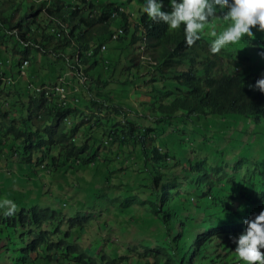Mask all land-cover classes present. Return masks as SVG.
I'll return each mask as SVG.
<instances>
[{
  "label": "trees",
  "instance_id": "1",
  "mask_svg": "<svg viewBox=\"0 0 264 264\" xmlns=\"http://www.w3.org/2000/svg\"><path fill=\"white\" fill-rule=\"evenodd\" d=\"M29 1L27 5L23 0H0V40H12L19 70L24 60L35 62L37 53L45 56L50 51L66 67L59 63L58 75L49 82L48 92L44 82L36 84L18 70L16 78L24 82V93L29 98L25 109L28 113L16 117L10 115L9 109L2 112L0 108L1 119L10 115L11 124L3 130V121H0L1 136L14 135V141L28 153L25 156L28 163L32 160L31 151L39 150L41 155L36 164L43 167L46 164L49 169L57 165L60 155L74 158L78 165L93 166L109 161V155L104 152L108 146L114 155L118 154L114 149L123 152L129 165L133 164L135 178L142 186L135 188L132 195L122 193V197H118L120 208L127 210L129 219L139 218L131 206L140 208L138 214L145 216L148 229L160 230L158 237L147 235L149 242L143 255L152 258V264H245L236 257L229 234L242 230L243 218L257 211L264 202V94L248 87L259 75V68L254 72L250 69L245 75L223 67L217 70V53L213 57L208 49L212 39L208 34L204 32L199 41L187 46L182 27L170 29L162 21L154 22L146 14H140V7L135 13L120 11L125 4L122 0ZM6 11L8 15L4 14ZM113 11L117 14L112 17ZM130 14H136L133 24L128 20ZM222 20L219 17L213 22L219 26ZM115 22L119 23L116 27ZM226 23L223 20L222 25ZM114 28L122 29L118 39H112ZM250 39L253 41L252 37ZM143 40L149 41L151 48L159 49L152 57L156 62L151 65L156 75L144 73V77H138L136 71L140 65L131 74L134 77L131 83L149 79V93L138 101L143 116L147 112L152 116L153 125L145 126L127 118L123 105L129 102L128 97L119 96V100L110 96L112 90L118 92L117 87L110 86L105 92L101 86L93 88L87 85L88 81L79 82L82 76L97 84L106 83L99 74L90 72L99 66V60L102 67L107 64L109 75L115 73L120 59L112 63L101 59L99 53L104 41ZM255 42L256 45L241 40L240 46L233 44L225 51L226 46L220 53L229 60L233 59L229 54L232 48L238 54L254 48L245 54L261 61L259 53L264 51V39ZM118 46L121 48V44ZM105 47L107 49V45ZM75 54L76 61L71 56ZM244 57L243 54L239 59ZM69 71H72L71 76L64 75ZM29 85L41 89L31 90ZM56 85H60L62 91L52 89ZM62 92L66 96L61 97ZM91 108L94 110H89ZM15 118L20 119L21 125L15 126ZM207 127L213 128V139L224 140L225 147L231 148V159L224 157L221 151L214 157L216 160L210 162L208 154L195 153L194 160L184 154L186 139H180L184 137L183 132L205 140ZM166 136L174 140L172 146L164 141ZM211 149L209 146V154ZM56 152L58 155L52 156ZM175 153L181 154L183 161L177 159ZM38 211V207L33 206L10 216L0 214V239L9 237L4 227L16 229L28 225L42 228L40 238L34 242L43 244L45 253L62 243H65L64 250L73 251L74 246L69 241L57 237L59 227L48 229V222L43 221L54 218L55 213L38 215ZM67 222L73 226L79 225L81 220L75 216L69 217ZM70 235L68 229L64 237ZM51 237L58 239L54 241ZM71 258L72 264H97L83 254L76 253Z\"/></svg>",
  "mask_w": 264,
  "mask_h": 264
},
{
  "label": "rangeland",
  "instance_id": "2",
  "mask_svg": "<svg viewBox=\"0 0 264 264\" xmlns=\"http://www.w3.org/2000/svg\"><path fill=\"white\" fill-rule=\"evenodd\" d=\"M23 1L27 3V5L30 3L28 0ZM122 1L125 2L123 7L125 8L126 12L135 13L137 8L142 6V0ZM8 13L9 11H6V13L4 12L6 15H8ZM139 15L140 14L137 13V17ZM217 18L219 19V17ZM129 21L132 24L135 23L136 14H130ZM222 23L223 20L218 26L219 23L216 24L215 22L211 21L204 32L209 35V29L213 27L219 31L224 26ZM118 24V22H115L114 27H116ZM129 31L131 30L129 29ZM1 32L2 31L0 30V33ZM5 39L6 41L0 40V108L2 112L6 111V109H9V111H11L10 115L12 113V115H16V117L25 116L28 113L25 111L26 106L29 105V98L27 97L28 94L24 93V82L21 79L16 78L19 76L17 74L19 66L16 65L17 58H14V54L12 52V40L10 38ZM252 40L253 41H251V43L254 45H256L255 40L263 41V39H261V37L258 35L253 36ZM119 44H121V48L118 46V43L114 41H108L106 43L107 49L99 53L102 58L107 60V63H112L113 61L116 62L120 59V63H118L117 69L115 68L116 71L114 74L109 75L110 72L106 70V67H102L101 60H99L98 67L90 70V72L93 74H99L100 79L106 81L105 84H97L91 78L88 79L87 77H80L78 75L79 82L87 83L88 81L89 83L87 85H90L93 88L95 85L101 86L103 87L101 90L105 92H108L107 88H110V86H115V88L117 87L119 89V93L112 90L110 96L113 98L117 97L119 100L121 99L120 97L124 96L130 99L127 104L124 102L123 105L127 118L132 121H137L141 126H145L146 124L153 125L152 116L149 115V112L146 113V116H143V112H141V108L138 104V101L145 99L144 94L141 95L138 93V91L141 90V92H144L142 89H144L145 85L147 84L148 87L145 89L146 92L147 90L149 91V80L143 81V79H139V81L135 80L134 83H131L132 80L129 77L127 81H125V79L127 75L131 73V71L132 73L135 72V70L138 68L136 67L137 65H140L139 70L136 71L138 77L140 75L144 77V73H147L146 71L149 67L141 65L140 63L145 64V61H142V59L146 58L145 55L151 58L157 53L158 47L148 48V50L144 47L145 52H140V46L138 47L131 45L128 47L126 41H123ZM232 45L233 44L227 45V48L225 46V51L230 49ZM149 46H151V44H149ZM237 46H240L239 42L235 43L234 47ZM253 49L254 48H249L242 54H238L234 48H232L229 50V54H232L233 59H221L229 68L239 66L242 68V70H239V72L243 73L246 70V65H244L239 58L243 54L244 56L248 55L245 53H251ZM67 51L70 53V48H67ZM71 56L76 61V54ZM54 62H57L55 66ZM50 63L53 64L51 65ZM59 63L62 64V67H66V64L64 65L62 60L59 62L57 61L54 52L50 51L46 53L45 56L39 52L36 54L35 62L34 60L28 61V67L26 66L23 73L25 74L24 76H26V78H30L36 84L44 82V85H50L49 82L55 80V77L58 75L57 73L60 69ZM127 67H130V70H127ZM133 67L134 69L132 70ZM247 67H252V64L248 63ZM56 68L59 69L56 71ZM65 70L66 72L68 71L67 69ZM66 72L64 75H72V71H69V73ZM156 74L157 72L154 68L153 71H151V75ZM158 85L160 86L159 83ZM168 85H165L164 87ZM131 87H138L135 89V92H137L136 94H133L134 91H132L133 89ZM12 103L13 106L11 105ZM79 107L84 108L83 105H79ZM21 109H23V111ZM89 110L92 111L94 109L91 108ZM180 112L183 113L182 111ZM105 114H107V112H103V115ZM10 115L4 120H2L0 117V121H3V130L6 128L8 129L11 125L9 123ZM15 119V126L21 125L20 119ZM166 125L167 124L164 126ZM207 128L208 131H206L207 134L204 137L205 140H199L201 138L199 135H189L187 131L183 132L184 137L180 136V139H186V152L184 154L188 155V157L192 160H194L195 153L208 154V159L210 162L216 160L214 157H217V155L219 156L218 153L221 151L224 157L231 159L233 155L231 148L225 147L226 142L224 140L221 141L217 140L216 138L213 139L211 137L212 134H215L212 133L213 128ZM20 129L24 130L23 128ZM178 130H181L180 127ZM103 138L104 140H108L106 137ZM14 139V135L1 136L0 134V152H4L0 154V197L8 196L9 198L13 199L17 204L16 211H19L22 208L28 209L36 206L40 210L38 211V215H47L54 212V218H46L43 219V221L48 222V229L54 230L59 227V231H63L64 233L69 228L73 229L74 233L78 232L80 230L81 224L83 223V220H81V224L70 226L67 222L69 217L79 216V218H81L86 216V214H90V219L82 224L83 226L80 230L81 235L84 233L85 228L87 230L83 235V240L80 246L83 247L82 250L88 251L92 248H100L98 253L101 252L107 254L105 258H107L108 262L110 257L113 256H115L114 258L122 257L124 255L129 256L128 254L131 253L136 255L134 248L131 247H135L136 251L141 252L147 250L146 243L149 242L147 235L153 238L159 236L158 231L160 230L157 231L148 229V226H146L147 222L144 221L145 216L143 215V217L141 215L140 217L138 214L139 210L141 211L140 208H136L133 205L131 206L132 208L136 209L135 216L137 215L139 217H133L132 219H129L127 210L120 208L118 197L121 198V194L124 192L130 193L132 195L135 193V188L140 187L139 189H141L142 186L139 180L135 178V173L133 172L135 171V168H133V164L131 163L129 165V162L125 160L123 152L112 148L118 152L117 155H114L113 152H109L112 150L111 146H108L104 152L109 155L107 158L109 161L104 160L103 162L106 163H101L102 165L98 163V165L93 166L88 164L78 165L74 158H67L64 155H60L57 165L54 168L49 169L46 167V164L44 165L45 167L36 164V159L39 155H41L39 150H32L30 153L32 160L30 163L26 162L25 156L28 153L25 152L22 147H19L18 141H14ZM163 139L171 146L174 144V140L170 136H166V140L165 137H163ZM209 146H212L210 154ZM175 149L177 148H174L173 150ZM44 154L47 155L48 151L46 150ZM57 155L58 152L52 156ZM175 157L183 161V156L181 154L175 153ZM170 161L173 162L174 160ZM230 163L233 164L232 162ZM185 164L186 162H184V165ZM119 166L121 167L118 170ZM117 175L118 178H116ZM0 212L4 213V210L0 209ZM8 229L9 253L12 256L19 257L21 256V248L24 246L22 239L26 236L23 235V237H20V228L16 232L9 226L3 228L4 231ZM81 239L82 238H79V240ZM75 240L78 239L76 238ZM7 242L8 240H6V243ZM91 252L95 254L94 256H96V252ZM0 262L9 263L10 257L5 256L1 252ZM118 264L146 263L139 262L134 258H129L126 260L120 259Z\"/></svg>",
  "mask_w": 264,
  "mask_h": 264
},
{
  "label": "clouds",
  "instance_id": "3",
  "mask_svg": "<svg viewBox=\"0 0 264 264\" xmlns=\"http://www.w3.org/2000/svg\"><path fill=\"white\" fill-rule=\"evenodd\" d=\"M120 11H124V7L119 8ZM141 15L146 14L147 17H150L152 21H162L165 25H167L170 29H177L182 27L184 43L187 46H191L195 44L197 41L201 39L206 27L209 25L211 21L215 18L220 17L223 20L227 21L226 25H224L219 31L215 27L209 29V35L213 37L209 44L208 49L210 53L215 56L217 53V62L218 68L217 70H222V67L226 71H234L239 74L245 75L248 70H256L259 68L257 72L259 75L255 79L254 83H249L248 87L254 91H259L264 94V51L259 53L261 56V61L259 58H252L251 55H246L243 60L244 65H246V70L243 73H240L239 70H242L239 66L229 68L226 66L225 62L221 58L227 59L224 55L220 53L221 49L229 44H235L241 40L247 41L249 44L251 43V37L260 35L261 39H264V0H142V6L139 9ZM117 11H113L112 17L116 16ZM129 20V17H128ZM122 34V29L118 28L114 30L113 35H116L115 38ZM108 41H104V43L100 47V52H103L106 49V43ZM116 43H121L123 41H114ZM128 47L140 46L141 51L145 52L144 47L148 50L151 48L149 46V41H126ZM157 50H159L157 48ZM221 54V55H220ZM138 55V52H137ZM142 59L145 61V64L148 68L146 71L148 74H151L154 67L151 65L156 61L152 60V57H148ZM101 58V57H100ZM107 62L106 59L101 58ZM26 62V63H24ZM140 63V62H139ZM251 63L252 67H247V64ZM28 61L24 60L20 67L21 75H25L23 71L27 66ZM141 65H145L144 63H140ZM107 65V64H106ZM105 65V66H106ZM200 66H198V70L202 65V58L199 61ZM134 67L132 68V70ZM127 70H130V67H127ZM151 70V71H150ZM23 73V74H22ZM131 73H129L125 79L128 80V77L132 80L134 78ZM142 76V75H140ZM147 78L145 81H148ZM136 81H139L136 80ZM148 84L145 85L147 89ZM28 88V85H27ZM31 90L35 89L33 86L29 85ZM132 88V87H131ZM138 87L134 88L137 89ZM144 92H141V95L144 94L145 98L146 94L149 93L146 89ZM41 88L36 87V91H39ZM44 89L49 91L48 85H44ZM52 89L57 91H62V87L60 85L53 86ZM133 89V88H132ZM134 91V90H132ZM137 92H133L136 94ZM148 95V94H147ZM66 96L63 92L61 93V97ZM184 112V111H182ZM261 141L263 136H261ZM264 144V143H263ZM0 209L4 210V213L0 212L1 215H13L17 210L16 202L9 198L8 196L0 197ZM91 215L86 214L80 218L83 220V223L87 222L90 219ZM82 223V224H83ZM243 228L239 232L235 234H229V240L234 244L233 251L236 254V257L239 261L245 262V264H264V202L261 203V206L257 211H253L248 216L243 218ZM81 224V223H79ZM80 230L82 228V225ZM15 232L18 231V227L16 229L12 228ZM21 235H25L23 238L24 246L21 248V256L15 257L9 253L8 245H9V237L0 239V253L2 252L5 256L10 257V262H0V264H72L73 258L72 255L83 254L84 257L94 259L97 264H118L120 259H129L134 258L139 262H145L146 264H152L153 259L150 257H145L144 251H136L134 248L136 255L128 254L129 256L122 257H110L108 262L105 256V253H98L99 249L92 248L89 251L96 252V256L94 253H90L88 250H82L83 247L80 246L83 235L86 233V228L84 233L81 235L80 230L76 233L73 232V229L69 228L71 233L70 236L64 237L65 233L63 231H59L56 235L59 238H64L69 241L72 246H74L73 251L64 250L62 247L65 243H62L58 248H51L48 253H45L43 250L44 245H36L34 240L39 237V231L42 229H37L31 226L21 227ZM25 230V231H23ZM31 230V231H30ZM9 232V229L6 233ZM1 233V232H0ZM54 241L58 238L51 237ZM78 240H75V239ZM79 238H82L79 240ZM6 240L8 242L6 243ZM35 249H32V247ZM102 247V245H101ZM129 249V248H128ZM130 250V249H129ZM49 255L50 257H46ZM101 260H100V259ZM76 260V259H75Z\"/></svg>",
  "mask_w": 264,
  "mask_h": 264
},
{
  "label": "built area",
  "instance_id": "4",
  "mask_svg": "<svg viewBox=\"0 0 264 264\" xmlns=\"http://www.w3.org/2000/svg\"><path fill=\"white\" fill-rule=\"evenodd\" d=\"M116 37V35H113V38H115ZM24 63H26V62H24Z\"/></svg>",
  "mask_w": 264,
  "mask_h": 264
},
{
  "label": "bare ground",
  "instance_id": "5",
  "mask_svg": "<svg viewBox=\"0 0 264 264\" xmlns=\"http://www.w3.org/2000/svg\"><path fill=\"white\" fill-rule=\"evenodd\" d=\"M51 91H53V90H51ZM54 94V93H53Z\"/></svg>",
  "mask_w": 264,
  "mask_h": 264
}]
</instances>
